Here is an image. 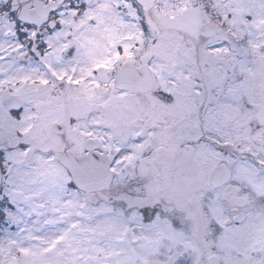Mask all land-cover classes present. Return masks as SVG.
Returning a JSON list of instances; mask_svg holds the SVG:
<instances>
[{"label": "snow or ice", "instance_id": "snow-or-ice-1", "mask_svg": "<svg viewBox=\"0 0 264 264\" xmlns=\"http://www.w3.org/2000/svg\"><path fill=\"white\" fill-rule=\"evenodd\" d=\"M0 264H264V0H0Z\"/></svg>", "mask_w": 264, "mask_h": 264}]
</instances>
